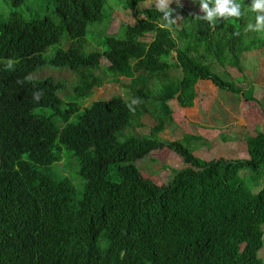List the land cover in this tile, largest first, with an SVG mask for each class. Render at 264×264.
I'll use <instances>...</instances> for the list:
<instances>
[{"label":"trees","instance_id":"trees-1","mask_svg":"<svg viewBox=\"0 0 264 264\" xmlns=\"http://www.w3.org/2000/svg\"><path fill=\"white\" fill-rule=\"evenodd\" d=\"M121 1L125 11L135 13L139 0ZM193 1L200 6L199 0ZM36 2L39 0H0V110L6 113L5 124L0 123V134L5 139L0 157V264H26L21 258L29 251L36 264H50L53 258L48 249L53 248L54 241L78 248L77 260L82 261L87 246L70 244L63 233L49 229L48 223L36 215L38 207L58 199L51 189L53 176L43 173L37 177L42 180V188L22 196L30 183L37 181L34 174L41 168L52 166L49 172L55 170L59 151L75 156L80 174L88 181L80 203L90 202L100 208L93 227L109 214L128 216L125 228L106 239L104 259L108 264H264L260 255L264 249V188L254 192L245 181L251 177L258 187L264 183V131L258 129L255 135L247 136L248 158L230 160L198 158L188 145L199 138L191 134L172 142L160 137L173 113L168 102L176 100L180 107H193L200 81L240 94L251 108L259 104L254 94L255 80L243 72L242 65L245 54L259 59L264 54V31H246L248 23L256 22L250 8L252 0L242 3L241 17H219L214 25L200 18L203 12L185 5L168 8L173 10L171 18L175 20L168 25L164 12L152 7L144 10V18L135 25L122 24L120 37L106 33L103 1L47 0L50 5H58L55 13L61 14L60 27L65 36L80 41L81 50L85 46L96 59L102 55L115 58L122 70L129 71L131 59L150 50L146 58L151 68L147 69L149 77L141 78L142 89L138 92L151 97L147 84L153 80L159 93L153 94L157 103L147 106L141 100L137 111L117 99L101 104L99 110L71 124V111L78 99H68L63 108L69 107V111L65 114L63 108L59 110L62 125L41 122V127L35 129L41 144L36 147L30 142V147L21 143L26 139L20 137L26 131L32 132L31 127L27 119L21 115L18 119L14 114L39 108L53 113L56 103L46 99L40 105L38 92L30 88L22 91L27 96L19 94L21 102L8 99L4 92L17 69L34 68V59L41 53L56 62L58 53L48 47L55 44L51 34L31 41L46 24L45 18L41 25L34 13L30 14V6ZM94 24L98 25L91 32L104 38H88ZM148 34L154 36L149 44L141 41ZM134 44L136 53L130 48ZM216 63L237 68L242 77L251 80L250 87L242 89L238 85L241 79L225 71L221 76L215 71ZM174 70H179V75H173ZM144 114L156 122L149 137L131 132L143 126ZM164 147L181 156L189 167L173 170L172 179L159 186L141 174L136 162Z\"/></svg>","mask_w":264,"mask_h":264},{"label":"clouds","instance_id":"clouds-1","mask_svg":"<svg viewBox=\"0 0 264 264\" xmlns=\"http://www.w3.org/2000/svg\"><path fill=\"white\" fill-rule=\"evenodd\" d=\"M100 1H103L106 7L109 5L110 13L108 20H110V24L114 10L123 7L122 1L116 0V4L112 3L111 0ZM145 2H147V0H139L137 2V9L135 11L136 14L142 11L143 16L145 15V9L141 10V5ZM211 2L212 3H210V0H199L200 6H196V4L195 6L201 8L202 11L199 10L200 13H204L200 16V18L203 20H207L214 25L217 18L219 17H241L243 15L241 10L242 3L245 4L247 2H250V0H211ZM181 3L182 2H175L169 7L167 0H159L158 6H155V8H159L164 12V19L167 21L168 25H171L175 22V20L171 18L173 10H168V8H171L174 5H184ZM57 6H54V15L52 17H36L39 21H41V25L42 19L45 18L46 24L31 37V41H33L41 35L45 36L46 34H51L55 38V44H51L48 47L50 49L53 47L56 48L55 52H53L54 54L58 53L56 62H53L51 58H45L43 53H41L38 58L34 59V68L29 67L18 68L17 71L12 70L16 71V77L9 79L11 82L6 85V91L4 92L5 96L8 99L21 102L20 100L23 99L19 96V94H22V91L30 88L31 90L34 89L36 92H38L41 101L40 105H42L46 99H50L52 102L56 103L53 113L43 111L42 108H39L41 109L39 111H37L38 109H35L34 111L27 110L28 112L24 114H14V116L18 119H21L18 115H21L25 119H27V126L29 128L31 127L30 130L32 132L28 133L26 131V133L22 137H20L22 139H26L20 140V142L30 147H33L30 142L34 143L36 147H39L41 144V142L36 139L35 134V129L37 127H41V122L49 124H52V122H56L62 125L64 121L58 120V115L60 113L59 110L63 108L64 103L68 101V99L72 101H76L74 97L78 99L73 107V110L71 111V113L73 114V118L71 121H69L70 124L76 122L81 116H86L90 112L99 110L98 107L101 104H105L113 100L119 99L123 103L126 102L136 111L141 100L145 101L147 106L151 103H157L156 100H158L153 99V94L157 95L159 93L157 83L153 80H149L147 84V88L151 91V97H147L144 94L138 92V90L142 89L141 78L149 77L147 69L151 68L147 65L146 58L150 50H146V53L143 56H134L131 59V68L129 71L122 70L120 65L115 62V58H106V56L102 55L98 59H96L92 56V54L90 55V51L85 46L84 49L81 50L82 43L80 41H71V39L67 35L65 36L64 30L60 27V25L63 24V20L62 18H60L61 14L57 15L55 13V10L57 11ZM250 8L252 9V12L256 14V22L248 23L246 31H264V0H252ZM104 13L106 18L107 16L105 9ZM104 13V28L106 29V33L109 34L107 32V28L109 25L107 27L105 25L106 19H104ZM127 25L132 26V24ZM120 27L116 34L110 35H117L118 37H120ZM149 35L152 36L151 41H147V37ZM147 37L141 38V41L149 44L153 41L154 36L152 34H148ZM130 48L134 52L135 50L137 51V45L135 44L131 45ZM47 54L48 52L45 53V56ZM174 71L180 73L179 70ZM5 79L7 78L3 77L2 80ZM137 81H139L138 86L136 85ZM112 84L116 85L113 90L110 89V86ZM106 86H109V88L106 89ZM116 93L119 94L115 95ZM22 95L27 96L26 94ZM170 102H168V105L170 104ZM176 103L178 105V109H188V107H180L177 101ZM46 105L47 107H52V104L50 102H46ZM1 107L2 106H0V108ZM32 108H34V105H32ZM260 109H263V107ZM62 110V112L66 114V112L69 111V107H64ZM171 110L173 111L172 108ZM173 114L174 111L169 117L171 118ZM5 115L6 113L0 110L1 124H5L6 122V120L4 119ZM145 116L146 115L144 114L142 118L144 119ZM144 127L145 125L143 124V126L139 128ZM154 127L150 129L149 134L140 136H151ZM139 128H136L135 130ZM183 137H185V135ZM3 139L4 137L0 134V157H2L1 145ZM180 140L181 139L174 141ZM165 141L172 142L169 140ZM9 150L10 148L8 150H4V155H6ZM154 151H152L146 158L142 160L140 159L136 162L138 168L141 171V174L145 178L147 177L144 175L140 163L144 160L149 159ZM68 152L69 151H59L56 157L57 160L54 161L55 163L53 164L56 166L54 171L49 172V169L52 166L49 169H46V167H44V169L41 168L40 171L34 174L36 180L37 177H40L43 173H48L49 176L52 175L54 181L52 183L51 189L58 195V199L55 203L44 204L38 207L36 215L38 219H40V221L42 220L43 223H48L49 229L63 233L70 244L78 246L83 243V245H86L87 248L85 252H83L82 261L78 262V248L68 247L62 241H54L53 248L48 249V252L53 258L50 264H108L104 259V253L107 248L106 239L125 228L128 216L119 217L113 214H109L106 216V219L103 223H101L97 227H93L92 224L97 218L100 208L92 206L90 202L88 204L80 203V201L84 199L83 196L85 195V186L88 184V181L80 174L82 173L81 169L79 168V164L72 153H69L68 158L72 161L67 162L65 154ZM179 157L183 161L182 157ZM152 161L158 163V160H155V158ZM183 165H185L184 161ZM187 167L189 166L185 165V168ZM155 170V167L149 168V172L152 176L155 174ZM173 170L174 169H172V171ZM163 185L166 184H162L159 186ZM41 186L42 180H37L34 182V184L30 183L29 187L23 192L22 196H29L31 192L40 190L42 188ZM21 259L24 260L26 264H36L31 251H29Z\"/></svg>","mask_w":264,"mask_h":264},{"label":"rangeland","instance_id":"rangeland-1","mask_svg":"<svg viewBox=\"0 0 264 264\" xmlns=\"http://www.w3.org/2000/svg\"><path fill=\"white\" fill-rule=\"evenodd\" d=\"M111 1L116 4V0ZM167 2L169 7L175 2H182L181 4L188 6L190 9L202 11L201 8L195 6L193 0H167ZM158 3L159 0H147V2L141 5V10L158 6ZM30 8V14L33 12L35 15H32L35 17L43 18L54 15V5H50L47 0H39V2L30 6ZM109 13L110 8L108 5L106 7L107 18L105 22L109 19ZM143 17L142 11L138 14H132L124 11L122 8L115 9L107 32L109 34H116L122 23L133 25ZM97 25L90 26L88 38L100 40L105 37L91 32V29ZM177 25L178 28H181L179 18ZM151 40L152 36L149 35L147 41ZM51 50L55 52L56 48L53 47ZM253 59H256V61ZM242 65L243 72L248 73L252 81L255 80L254 94L255 98L259 101L260 107L257 104L254 108H251L249 107L250 104L240 94L221 90L210 81H200L197 84V99L193 108L178 109L175 100L170 102L169 105L173 109L174 114L171 120L167 121L166 130L161 134V138L174 141L183 139V136L187 134L199 138L193 140L188 146L192 147L195 150L194 154L204 161L211 159L230 160L248 158L247 136L255 135L258 129L264 131V54H262L260 59L255 55L245 54L242 59ZM252 66H255V68H252ZM215 71L220 73L221 76L224 75L221 72L225 71L234 79H241L238 85L244 90L251 85V80L247 77H242V73L236 68L224 67L216 63ZM172 74L179 75V72L174 71ZM115 87L116 85L112 84L110 89L113 90ZM105 88L107 89L109 86ZM118 94L116 93L115 95ZM262 107L263 109H260ZM142 122L145 127L132 130L133 134L147 135L150 129L156 125L155 120L148 114H146ZM65 156L68 162L69 154L66 153ZM154 158L158 160V163L152 161ZM140 166L143 169L144 175L152 181L154 180L158 185L166 184L168 180H171L172 169L180 171L185 168L181 158L167 147L154 151L149 159L140 163ZM151 167L156 168L153 176L149 172V168ZM245 181L248 186L253 188L254 192H259L264 188L263 181L259 187L253 184L251 177L246 178ZM261 257L264 261V249L261 252Z\"/></svg>","mask_w":264,"mask_h":264}]
</instances>
